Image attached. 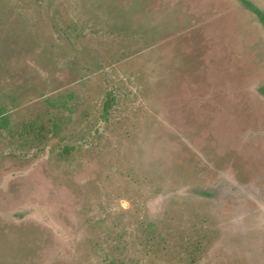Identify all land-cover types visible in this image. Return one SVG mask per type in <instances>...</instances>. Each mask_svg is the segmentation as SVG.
Wrapping results in <instances>:
<instances>
[{"label": "rangeland", "instance_id": "1", "mask_svg": "<svg viewBox=\"0 0 264 264\" xmlns=\"http://www.w3.org/2000/svg\"><path fill=\"white\" fill-rule=\"evenodd\" d=\"M0 264H264V0H0Z\"/></svg>", "mask_w": 264, "mask_h": 264}]
</instances>
